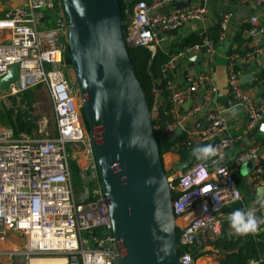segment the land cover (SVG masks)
Listing matches in <instances>:
<instances>
[{
  "label": "built area",
  "instance_id": "obj_1",
  "mask_svg": "<svg viewBox=\"0 0 264 264\" xmlns=\"http://www.w3.org/2000/svg\"><path fill=\"white\" fill-rule=\"evenodd\" d=\"M207 1H138L124 25L128 48L142 46L154 53L169 45V34L181 31L187 23H198L196 32L201 41L171 54L162 69L164 88L174 114L164 132L171 139L178 134H175L177 130L186 133V141L172 146V152L191 143L211 144L217 148V155L206 161L194 159L183 170L173 167V172H167L173 192L177 247L179 251L182 249L180 264H194L193 246L202 232L218 237L222 227L227 225L235 239L264 233L262 224L256 233L235 234L228 220L229 214L237 210L235 205L243 202L234 173L251 162L254 189L264 187V150L253 143L232 155V150L249 132L256 130L264 134V100L247 91L235 71L239 59L250 61L255 53L264 55V47L244 55L235 51L228 56L226 99L244 116L242 127L234 132L228 128L210 71L211 62L219 52L217 45L231 27L232 12L220 17L218 41L214 43L208 35ZM236 1L252 9L264 3V0ZM175 2L189 5L170 9ZM47 11L52 13L47 14ZM49 16L52 24L47 26ZM249 24L247 33L264 35V24H259L256 18L251 17ZM67 33L60 0H24L0 10V80L12 66H18L17 80L7 89H0V110L21 112L28 121V117H35L30 132H16L0 122V235L7 237L13 231L24 238L22 251L0 249V257L22 254L28 263L32 258L49 256L64 258L65 264H119L120 255L96 174L81 98L65 62ZM197 52L203 53L207 69L187 71L183 75L185 85L168 77L181 61L189 63V58ZM256 80L262 83L264 77ZM33 89L30 103L24 93ZM41 93L51 103L50 118L40 107L43 105ZM50 119L52 130L48 127ZM82 156L84 163L80 161ZM71 160L78 169L91 170L89 180L93 178V184L82 201L75 192ZM194 210L196 214L185 223H179L181 217ZM255 210L258 218H264V193L256 201ZM260 261L253 257L241 264H259Z\"/></svg>",
  "mask_w": 264,
  "mask_h": 264
},
{
  "label": "water",
  "instance_id": "obj_2",
  "mask_svg": "<svg viewBox=\"0 0 264 264\" xmlns=\"http://www.w3.org/2000/svg\"><path fill=\"white\" fill-rule=\"evenodd\" d=\"M60 2L67 23L69 67L81 98L119 264H180L168 170L155 136L152 112L129 58L119 2ZM188 5L175 2L170 8L178 10ZM202 58L203 53L198 52L189 59ZM17 77L18 66L14 65L1 78L0 89H7ZM252 80L250 74L240 78L241 83ZM154 86L159 85L155 82ZM259 98L264 100V90ZM227 103L225 99V107ZM28 119L35 121L33 116ZM185 167L186 163L175 166L177 170ZM252 167L248 162L242 171ZM263 193L264 187L258 190L260 196ZM202 252L204 249L195 252L193 260Z\"/></svg>",
  "mask_w": 264,
  "mask_h": 264
},
{
  "label": "crops",
  "instance_id": "obj_3",
  "mask_svg": "<svg viewBox=\"0 0 264 264\" xmlns=\"http://www.w3.org/2000/svg\"><path fill=\"white\" fill-rule=\"evenodd\" d=\"M21 3H24V0H0V10H4L7 7H10L12 5H18ZM205 8L207 10V23L208 26H210V33L212 32V27L217 23L219 24V19L224 13H233L232 24L230 25L231 27L227 29L222 42L219 43V52L215 58V61L211 62L212 64L210 65V71L212 73L214 84L218 89L219 97L221 99V103L225 112L224 115L227 117L228 128L234 132H238L240 127H242L244 123V116L235 110L234 106H232V102L227 103V107L224 106V101L226 99V96L228 95V56L234 53L235 51L238 52L240 55H244L246 52H253V50L257 47H264V35L261 33L249 34L246 31H242L241 37L243 38V42L238 44L234 40L235 36L237 35V32L240 30L241 25L243 23L249 24V20L251 17L256 18L259 24H264V3L258 8L252 9L250 6L240 4L236 0H208L205 4ZM197 26L198 23L196 22L187 23L181 31L169 34L168 42H171V40L175 37L188 36L190 33L196 31ZM211 35L212 33L210 34V36ZM230 47H232L233 51L228 54L227 51ZM243 50L246 52H244ZM243 64H247L248 67H244ZM204 69H207V65L204 61L203 55V58L201 60L189 59V63L186 61H181L173 71L169 72V76L173 80L179 81L181 84L182 82H184L182 85H185L183 75L187 71L196 72ZM235 71L239 73L240 78L246 74H250L254 77L252 81L244 82L242 84L247 91H249L253 96H255V98H259V93L264 90V82L259 83L256 79L264 77L262 74V72L264 71V55L255 53L250 58V61L239 59L236 62ZM253 143H257L261 150H264V134L256 132V130L249 132L246 135L245 139L240 142L234 150H232V155H234L237 151L244 150L247 146ZM167 155L171 156L172 159L169 163V167L171 165H174L175 167L179 163L178 154L175 152H168ZM78 171L79 173H84L80 169H78ZM238 172V182H236L237 187L241 192L243 199H248V202L244 203L243 210L247 211L251 208L255 211V214L258 217V213L255 210V203L262 195L260 196L258 194V190L254 189V183L251 180L250 171L243 172L241 168ZM191 212H194L196 214V210ZM191 212L181 218L189 216ZM194 213L192 215H194ZM223 229L233 238V240H236L232 236L231 230L228 228L227 225H224L222 227V230ZM216 237L217 236L212 237L206 232H202L198 235L196 244L193 246L195 248V250H193V254L202 249H204V252L198 255V257L194 261V264H225L222 262V260L225 257L226 252L224 250L222 251L221 248L216 247L214 244L210 243V241L212 239H215Z\"/></svg>",
  "mask_w": 264,
  "mask_h": 264
},
{
  "label": "trees",
  "instance_id": "obj_4",
  "mask_svg": "<svg viewBox=\"0 0 264 264\" xmlns=\"http://www.w3.org/2000/svg\"><path fill=\"white\" fill-rule=\"evenodd\" d=\"M138 1L150 2L151 0H133L132 2H128V0H118L124 25L129 19L133 5ZM249 28V24L243 23L241 25L240 30L234 38L236 43L240 44L243 42V38L241 37L242 31ZM219 32L220 27L218 23L212 27L211 33L213 36H210V31L208 32L209 37L214 40V43L218 41ZM200 41V35L194 31L188 36L173 38L165 49L158 48L154 53H152L148 48L142 46L128 48V54L133 64L134 72L141 83L149 108L152 112V124L161 156L170 151L172 152L174 150L172 146L175 144L186 141V133L184 131L182 133H178L173 139H171V136L164 132L166 125L173 121L174 114L170 110L171 103L167 99V92L164 88L165 79L163 77L162 69L169 60L171 54L182 50L186 46L199 43ZM217 46L220 48V44ZM232 51L233 49L230 47L227 52L230 54ZM65 62L69 67L70 57L67 43L65 50ZM262 74L264 76V71ZM168 77L171 78L170 76ZM155 82L158 83V88H155ZM0 122L3 125L12 127L16 132H30L35 125L33 122L28 121L21 112L13 114L11 110L6 109L0 110ZM84 122L87 127L85 118ZM197 145L203 144L191 143L190 145L185 144L178 147L176 149V153L179 156V162L190 164L194 159H196L191 153L192 149ZM73 175L74 177L75 175H78L76 168L75 171H73ZM238 175L239 172L234 173L233 177L235 179V183L238 182ZM247 202L248 199H243V202L237 203L234 208L243 210L244 203ZM262 237L264 238V233L255 237L247 236L245 238H236V240H233V238L223 229L221 235L212 239L210 243L226 252L225 257L222 260L225 264H241L253 257L260 258L261 261L259 264H264V239ZM180 253H182V249L179 251V254Z\"/></svg>",
  "mask_w": 264,
  "mask_h": 264
},
{
  "label": "rangeland",
  "instance_id": "obj_5",
  "mask_svg": "<svg viewBox=\"0 0 264 264\" xmlns=\"http://www.w3.org/2000/svg\"><path fill=\"white\" fill-rule=\"evenodd\" d=\"M47 14L52 13V11H47ZM50 24H52V18H48V20L46 21V25L50 26ZM43 26H39V28L41 29ZM69 76H73L71 70H68ZM33 91H35V89L33 90H29L28 92L24 93V97L31 103L32 99H33ZM41 98L43 99V105L40 104V107H42V112L45 113L47 116H49L50 118V112H51V103L49 101V99L44 95V94H40ZM48 127L50 130L53 129V121L50 119L49 123H48ZM171 156L167 155V153L164 154L163 156V162L165 164V168L168 171L173 172V167L174 165H171L169 167V163L171 162ZM80 161L82 163L85 162V157L82 156L80 158ZM71 165H72V174L73 171H75V168L77 170V176L73 175V184L75 186V190H76V195L79 201H82L86 198V192L88 191L89 187L92 186L93 184V178L90 179L89 174L91 173L90 169H86L85 167H82L81 170L84 172V174H79L78 168L75 164V162L73 160H71ZM99 182V180H98ZM23 246H24V238H20L18 236V234L14 233L13 231H10L9 234L7 235V237H2L0 235V249L1 250H13L16 249L18 251H22L23 250ZM44 257H49V256H44ZM27 260L25 258V256H23L22 254L19 255H14L13 258H9L8 255H2L0 257V264H27Z\"/></svg>",
  "mask_w": 264,
  "mask_h": 264
},
{
  "label": "clouds",
  "instance_id": "obj_6",
  "mask_svg": "<svg viewBox=\"0 0 264 264\" xmlns=\"http://www.w3.org/2000/svg\"><path fill=\"white\" fill-rule=\"evenodd\" d=\"M196 159L206 161L217 155V148L211 144L197 145L191 153ZM231 229L235 234L246 235L256 233L260 225L264 224V218H258L253 209L247 211L237 209L228 216Z\"/></svg>",
  "mask_w": 264,
  "mask_h": 264
},
{
  "label": "bare ground",
  "instance_id": "obj_7",
  "mask_svg": "<svg viewBox=\"0 0 264 264\" xmlns=\"http://www.w3.org/2000/svg\"><path fill=\"white\" fill-rule=\"evenodd\" d=\"M28 264H65V259L57 257H36L32 258Z\"/></svg>",
  "mask_w": 264,
  "mask_h": 264
},
{
  "label": "flooded vegetation",
  "instance_id": "obj_8",
  "mask_svg": "<svg viewBox=\"0 0 264 264\" xmlns=\"http://www.w3.org/2000/svg\"><path fill=\"white\" fill-rule=\"evenodd\" d=\"M233 14V13H232ZM250 25V24H249ZM245 31H247V29L245 30Z\"/></svg>",
  "mask_w": 264,
  "mask_h": 264
}]
</instances>
